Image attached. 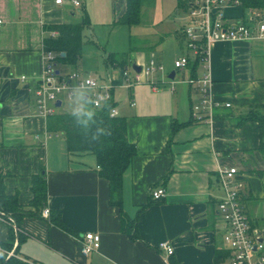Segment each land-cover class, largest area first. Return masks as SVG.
<instances>
[{
    "label": "crops",
    "instance_id": "obj_1",
    "mask_svg": "<svg viewBox=\"0 0 264 264\" xmlns=\"http://www.w3.org/2000/svg\"><path fill=\"white\" fill-rule=\"evenodd\" d=\"M104 1L116 22L125 12V0ZM76 8L68 1L58 5L55 0H0V171L6 174V191L29 204L32 176L44 166L48 209L60 210L74 232L57 228L44 216L25 218L20 256L36 264H230V256L215 259L216 249L225 248L226 229L218 210L226 198L219 170L230 167L237 168L245 183L241 203L264 242L259 126L253 121L236 125L251 107L264 105V39L218 41L195 71L191 65L175 67L176 74L182 71L178 80L176 75L169 78L172 71L165 73L167 59L157 62L143 52L130 55L131 64L141 68L153 59L156 70L142 83L127 87L128 99L122 103L117 102L114 87L124 81L116 84L119 76L112 78L115 109L126 119L128 140L137 150L122 176L119 209L110 204L109 182L99 175L97 157L69 156L64 135L49 132L48 118L39 115L35 105L43 43L51 35L46 27L73 23L68 14L75 17ZM178 8L185 14L179 0ZM226 14L230 22H237L248 18L249 11L228 7ZM180 48L173 43L169 49L174 63L192 54L182 50L180 55ZM56 68L67 71V66ZM204 77L210 80L207 104L197 85H191V80ZM228 103L230 107L225 106ZM174 123L186 125L172 136ZM159 187L166 195L155 201L152 192ZM121 210L136 221L139 239L123 230ZM86 233L101 239L100 248L89 256L82 253ZM7 239L8 227L0 219V244ZM166 241L173 247L171 256L160 248Z\"/></svg>",
    "mask_w": 264,
    "mask_h": 264
},
{
    "label": "trees",
    "instance_id": "obj_2",
    "mask_svg": "<svg viewBox=\"0 0 264 264\" xmlns=\"http://www.w3.org/2000/svg\"><path fill=\"white\" fill-rule=\"evenodd\" d=\"M146 0H125L126 9L116 23L121 25H138L141 23V10L143 2ZM241 8L248 12L250 9L258 10L264 15V0H240ZM179 6L186 11L188 0H179ZM87 14L80 23H61L46 27L47 30L58 32L57 36H48L44 39V51L58 54L56 66H77L82 57L84 42L83 31L88 26ZM65 54V56H63ZM189 58V56H188ZM107 62L119 68V78L116 84L122 82L129 65L130 55L128 53L115 55L109 53ZM190 60V58H189ZM203 56H197L191 65L194 71L204 62ZM191 63V60H190ZM58 69V68H57ZM59 70V69H58ZM65 75L59 70L58 77ZM196 76V75H195ZM114 87V85L112 86ZM116 108V102L111 99L105 106L98 110L96 124L106 126L110 129V134L101 137L99 142H92L84 134V131L77 128L68 112L53 114L48 118V130L51 133H62L65 137L67 152L69 156L77 154H94L97 157L99 175L109 182L110 204L122 209V176L130 166L132 159L137 154L136 146L127 137V123L124 117L119 115L111 116V111ZM193 120L186 124L192 123ZM248 121L256 122L259 126L260 144L258 150L264 154V105L251 107L245 114H242L237 121L240 126ZM174 123L172 126V136L177 130L186 125ZM2 117L0 116V128ZM169 174L166 175L165 181ZM6 174L0 171V218L8 227V239L0 244V264H36L29 262L20 256L19 247L24 240L22 232V222L25 218H43V211L48 209V193L45 167L40 165L39 172L32 176L31 192L32 199L27 205L19 202L18 194H9L5 186ZM153 199V198H152ZM154 200V199H153ZM156 201V200H155ZM160 201V200H159ZM122 211V210H121ZM47 221L57 228L73 234L74 232L63 221L60 210H50ZM123 230L132 239H139L136 221L129 220L122 211ZM16 228L18 229V244ZM13 251V255L9 253ZM230 251L225 248L216 249V261L226 259L230 256ZM176 264V263H175Z\"/></svg>",
    "mask_w": 264,
    "mask_h": 264
},
{
    "label": "built area",
    "instance_id": "obj_3",
    "mask_svg": "<svg viewBox=\"0 0 264 264\" xmlns=\"http://www.w3.org/2000/svg\"><path fill=\"white\" fill-rule=\"evenodd\" d=\"M64 1L72 3L75 7L82 6L81 0H55L60 5ZM241 8L240 0H188L187 23L180 32L187 40V48L195 57L203 56L207 59L210 47L218 41H246L254 38L264 39V15L258 10H249L248 18L237 22H230L226 14V8ZM3 20L0 18V29ZM58 32H51V36H57ZM58 54L45 52L43 54V70L39 85L35 90L38 114L49 117L55 114L59 95L69 92L72 86L88 82L92 88L93 96L100 97L107 104L112 99V85H106L97 78L88 75L81 78L78 74L67 75L63 78L56 73V59ZM188 56H183L175 62L176 69H184L189 66ZM162 69V68H159ZM155 62L151 59L139 73L135 72L132 78L127 72L123 75L124 84L132 88L135 84L142 83L145 78L155 71ZM210 80L207 77L191 80V85H197L202 94V102L210 101ZM230 107L228 103L225 105ZM198 108H196L197 110ZM116 109L111 111V116H117ZM220 185L226 193V198L220 201L218 210L226 229L223 235L225 249L230 251V264H264V242L259 230L252 226L241 203L242 193L245 188L244 181L238 176L237 168H222L219 170ZM166 195L164 188L159 187L152 192V198L162 200ZM43 216H49V209L43 211ZM1 219V218H0ZM2 220V219H1ZM100 236L94 233H86L82 240V253L89 256L100 248ZM160 248L167 252L168 256L174 253L169 242H163ZM13 253V251H12ZM11 254V252L9 253Z\"/></svg>",
    "mask_w": 264,
    "mask_h": 264
},
{
    "label": "rangeland",
    "instance_id": "obj_4",
    "mask_svg": "<svg viewBox=\"0 0 264 264\" xmlns=\"http://www.w3.org/2000/svg\"><path fill=\"white\" fill-rule=\"evenodd\" d=\"M81 2L83 5L75 9L77 15L73 17L68 14V18L73 23H80L87 14L89 19L90 24L83 31L82 57L77 66H67V71L62 70L63 75L78 74L81 78L91 75L102 83L113 86L112 78L115 80L119 76V68L107 62L109 53L134 55L135 52H143L145 55L153 57L157 62L163 57L168 62L166 67L168 66L169 70L165 71L167 73L175 69L174 59L176 57L173 55V50H169L173 43L175 46L181 47L179 49L180 55H182V50L185 53L190 52L183 34L181 32L175 34V30L187 23L186 15L181 11L179 12L178 0L144 1L141 10V23L132 26L114 22L112 9L107 7V2L104 0H81ZM245 14H247L246 11ZM145 43L148 44L145 45ZM194 59L192 53L190 55L191 62H194ZM130 64L131 62H129V68L126 72L132 78L134 71L132 64ZM181 77L182 71H179L176 74V79ZM114 90L118 103L128 99L129 91L125 84L115 85ZM58 97L62 99L63 105L55 109L56 114L68 112L69 101L67 96L61 94ZM57 136L62 137L63 134L57 133ZM11 255H13L12 252L9 256Z\"/></svg>",
    "mask_w": 264,
    "mask_h": 264
},
{
    "label": "clouds",
    "instance_id": "obj_5",
    "mask_svg": "<svg viewBox=\"0 0 264 264\" xmlns=\"http://www.w3.org/2000/svg\"><path fill=\"white\" fill-rule=\"evenodd\" d=\"M68 114L74 125L84 131V134L92 142H99L101 137L110 134V129L106 126L96 124L98 110L105 106L100 97L93 96L92 88L88 82H82L71 87L68 96Z\"/></svg>",
    "mask_w": 264,
    "mask_h": 264
},
{
    "label": "water",
    "instance_id": "obj_6",
    "mask_svg": "<svg viewBox=\"0 0 264 264\" xmlns=\"http://www.w3.org/2000/svg\"><path fill=\"white\" fill-rule=\"evenodd\" d=\"M63 56H65V54H63ZM132 69H133L135 72H137V73H139V72L141 71V67L138 66V65L135 64V63L132 65ZM56 73L59 74V70H57ZM175 75H176V71L174 70V71H172V72L170 73L169 78H170V79H174V78H175ZM61 104H62V101H61V100H58L56 106H57V107H61ZM16 235H17V243H16V245H17V244H18V229H17V228H16ZM13 254H14V253H13Z\"/></svg>",
    "mask_w": 264,
    "mask_h": 264
}]
</instances>
